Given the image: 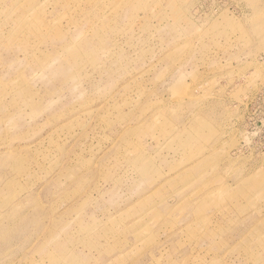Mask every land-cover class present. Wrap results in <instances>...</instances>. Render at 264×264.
<instances>
[{"label": "rangeland", "instance_id": "rangeland-1", "mask_svg": "<svg viewBox=\"0 0 264 264\" xmlns=\"http://www.w3.org/2000/svg\"><path fill=\"white\" fill-rule=\"evenodd\" d=\"M0 264H264V0H0Z\"/></svg>", "mask_w": 264, "mask_h": 264}]
</instances>
